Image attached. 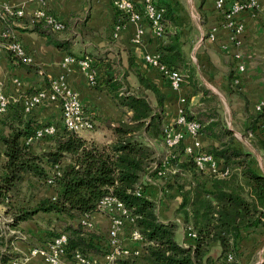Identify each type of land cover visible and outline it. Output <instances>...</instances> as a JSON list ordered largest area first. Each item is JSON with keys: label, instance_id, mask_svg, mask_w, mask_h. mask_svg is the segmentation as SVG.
<instances>
[{"label": "trees", "instance_id": "trees-1", "mask_svg": "<svg viewBox=\"0 0 264 264\" xmlns=\"http://www.w3.org/2000/svg\"><path fill=\"white\" fill-rule=\"evenodd\" d=\"M150 1L161 10L163 31L156 38L155 51L159 61L169 70L178 71L192 88L183 104V116L198 124L199 135L216 140V145L201 151L217 159L221 171H228L229 176L212 178L201 172L195 155L186 153L183 138L173 148L166 147L165 94L128 48L111 41L112 48L104 52L78 55L74 52L77 34L72 20L62 21V27L55 29L35 14L24 17L15 11H0L2 33L35 32L76 61L91 58L90 68L102 69L100 76L95 74L93 86H104L122 113L116 121L91 116L94 130L104 128L109 132L106 141L87 139L59 127L54 135L44 137L48 148L35 152L24 140L49 123H41L25 111L23 99L10 103L7 113L0 116V216L7 218L0 229V264L22 257L13 249L18 236L10 232L19 231L20 223L44 214H53L62 222L59 232L47 233L44 245L64 234L68 261L78 253L99 264L109 252L108 236L83 228L81 220L99 213L102 200L110 197L120 201L128 212L122 226L127 236L133 229L142 238L126 246L121 243L130 253L110 264H239L241 243L248 232L264 226V175L254 169V155L229 128L222 99L202 82L190 56L192 41L183 37L178 26L177 2ZM116 14L125 24L127 15L119 10ZM79 30L90 35L83 25ZM10 41L11 37L0 36V50L26 70L37 71L32 62L24 61L9 48ZM51 83L47 78L46 87L51 88ZM191 96L196 97L194 102ZM263 115L264 109L250 117L248 130L256 122L260 125ZM258 148L261 152L264 146ZM161 171L164 176L158 175ZM34 182H51L48 186L53 196L34 201ZM153 183L163 193L178 194L180 203L174 215L181 218L180 223L160 218L158 202L147 193ZM180 228L194 235L193 244L185 246L177 241ZM214 247L219 250L217 256L212 255Z\"/></svg>", "mask_w": 264, "mask_h": 264}, {"label": "crops", "instance_id": "crops-1", "mask_svg": "<svg viewBox=\"0 0 264 264\" xmlns=\"http://www.w3.org/2000/svg\"><path fill=\"white\" fill-rule=\"evenodd\" d=\"M134 1L138 4L142 3V0ZM190 3L196 12V19L195 15L193 16L197 33V42L194 41L191 57L198 68L200 78L209 89L224 100V112L229 128L233 130L244 149L254 155V160H260L261 172L264 175V148L260 149L261 152L258 151V147L264 146V129L256 122L253 129L248 130L251 125L250 117L258 115L256 105L264 103V28L262 27L264 0H257V6L253 10L234 15V20L243 22L245 28L243 33L234 40H231L232 30L226 26L224 20V13L229 8L231 0H226L224 9L216 7V0H190ZM198 6L201 8L198 9ZM16 9H22L24 17L45 10L62 21L72 20L77 34L74 52L78 55L85 51L104 52L112 48L111 41L128 48L136 55L146 75L153 79L165 94V124H175L182 100L192 93V88L186 83L179 90L171 88L167 80L156 69L146 64L144 55L155 53L158 42L146 21L125 23L114 39L111 32L117 14L110 0H0V11ZM179 20L178 14V26ZM81 25L90 31V35H83L82 31H78ZM139 27L142 28V34L139 41L135 42L134 37ZM213 27L216 28L215 41L208 38V33ZM179 28L183 37L189 38L193 43L194 31L192 30L190 34L183 27ZM1 34L2 23L0 22V36ZM13 35L21 43L25 52L32 56V63L38 69L28 71L9 59L4 50H0V84L3 85L8 96L18 100L23 99L28 93L47 88L48 78L51 82L60 81L63 88L75 93L90 116L102 119V121H116L122 117L121 111L107 89L104 86L96 88L90 85L86 69L76 60L66 62L65 51L48 44L44 36L35 32L14 30ZM239 50L243 54L242 61L245 67L241 73L237 72L232 58V53ZM94 73L100 76L102 69L97 67ZM236 77L239 78L238 82H235ZM195 99V96L190 97L191 102ZM31 114L41 123L58 125L60 123L61 112L58 102L44 101L34 108ZM79 134L87 139L103 142L108 139L109 132L104 128H99L82 131ZM194 139L186 131L183 132L185 146H191ZM196 139L204 151L217 143L216 140L204 135H198ZM30 146L33 151L40 152L48 148V140L47 138L39 139L33 141ZM0 147L3 149L1 142ZM158 184L153 183L147 189V193L158 202L160 218L163 221L176 219L180 223L181 218L174 215L180 203V197L173 191L163 193ZM47 187L45 197L53 196V191L49 189V186ZM50 217L58 219L53 214H50ZM90 219L94 230L108 235L110 220L106 215L95 213ZM18 229L25 240L16 241L13 244L15 253L27 255L32 248L44 245L47 229L42 228L38 220L22 222ZM127 234L126 228L119 233L120 242L124 246L130 243ZM176 239L185 246L194 243L183 228L178 230ZM212 252V255L217 256L219 250L214 247ZM241 254L239 264H264V226L261 225L248 232L241 243ZM28 264L43 263L37 258H32Z\"/></svg>", "mask_w": 264, "mask_h": 264}, {"label": "built area", "instance_id": "built-area-1", "mask_svg": "<svg viewBox=\"0 0 264 264\" xmlns=\"http://www.w3.org/2000/svg\"><path fill=\"white\" fill-rule=\"evenodd\" d=\"M32 1V0H31ZM43 1V0H38ZM111 5L115 10L122 11L127 15V22H140L146 21L155 38H159L163 31V26L161 23V10L154 7L150 0H142L141 4H138L134 0H110ZM226 0H216V7L219 9H224ZM257 6V0H232L229 8L224 13V20L226 21V26L232 30L231 40L236 39V37L243 33L244 24L241 21H235L234 15L239 12L253 10ZM19 16H23L22 9L14 10ZM13 12V11H9ZM38 17H44L48 23H51L55 29L62 27V20L58 19L53 14L46 12L45 10H40L35 13ZM125 24L122 23V19L116 18L112 26L111 36L116 38L119 31ZM262 27L264 28V21L262 22ZM142 34V28L139 27L137 33L134 37V41L138 42L140 35ZM1 37L9 38L11 41L9 48L12 49L18 56L22 57L24 61L31 63L32 56L25 52V49L21 43L15 38L14 35H9L7 33H2ZM208 38L211 41L216 40V28L213 27L209 33ZM243 54L239 51H234L232 53V58L234 60L235 68L237 72L241 73L244 71V63L242 61ZM73 58L69 56L65 57V61H73ZM91 58L85 57L84 59L78 61L84 69L87 71V78L90 85H94L95 73L90 68ZM144 61L150 67L156 69L168 82V85L179 90L185 83L181 74L176 70H169L164 64L160 63L158 54L146 53L144 55ZM239 78H235V82H238ZM16 98L8 96L0 84V116L7 113L10 103L15 101ZM44 101L48 102H58L60 106V123L58 124H45L35 130V134L32 137L25 138V145H31L33 141L42 139L54 135L59 127H63L67 130L80 133L82 131H90L94 127V122L91 120V116L84 110L79 98L73 92L68 89L63 88V84L60 81H53L51 83V88L38 89L35 92L28 93L23 98V107L25 111L31 112L38 105ZM179 109L178 117L175 124L166 125L165 128V143L167 148H173L177 143L183 138V132L186 131L189 135L194 137V141L191 146H186L187 154H194L195 163L197 168L203 172L206 176L212 178H226L229 176L228 171H221L220 162L215 159L212 155L201 151L200 143L196 139L198 134V124L193 121H186L183 116V104ZM256 111L258 113L262 112L264 109V103H258L256 105ZM260 126L264 129V115L261 119ZM164 171L158 173L159 176H164ZM48 185H52L51 182ZM99 214H105L110 220V228L108 230V243L109 252L104 258L100 259L99 264H110L117 258H125L130 250L121 245L119 239V233L122 229L124 219H127L128 212L125 210L123 204L115 198H105L100 204ZM0 222L2 227L7 222L0 216ZM81 225L85 229H94L93 223L90 217L85 216L81 220ZM11 234H16L18 240H25V237L19 233V231H11ZM190 238H194L193 234L188 233ZM131 242H140L142 240L140 234L131 229L128 237ZM66 246L67 238L64 234H59L52 241L46 243L41 247L32 248L29 250L27 255H22L21 258L11 260L9 264H28L32 258H37L41 260L43 264H94L88 259L84 258L82 255L75 253L73 261H68L66 259ZM134 254H138L135 251Z\"/></svg>", "mask_w": 264, "mask_h": 264}, {"label": "rangeland", "instance_id": "rangeland-1", "mask_svg": "<svg viewBox=\"0 0 264 264\" xmlns=\"http://www.w3.org/2000/svg\"><path fill=\"white\" fill-rule=\"evenodd\" d=\"M175 2H177L175 4L176 9L178 10V14H179V27H183L184 29L188 30V32L190 34H192V30L194 31L193 33V43H192V47L189 50L190 51V56H191V52L193 51V44L194 41L195 43L197 42L196 37H197V33H196V26H195V20H194V16L195 15V19H196V12H195V8L194 6L191 5L190 0H175ZM180 7V8H179ZM1 11H6V10H1ZM9 12V11H8ZM192 59V57H191ZM193 61V59H192ZM194 62V61H193ZM43 89V88H41ZM219 96V95H218ZM220 97V96H219ZM224 101V100H222ZM224 103V102H223ZM224 107H225V103H224ZM228 110V109H227ZM94 130V128L92 129ZM90 130V131H92ZM0 160H2V149L0 147ZM260 160L259 161H255L254 159L252 160V165L254 167V169H256L257 171L261 172L262 168L260 166ZM262 173V172H261ZM36 186V192H33V194L35 195L33 200L34 201H39L41 199L47 198L45 197V194L48 190V185H41V184H37V183H33ZM49 189H51L53 191L52 188L49 187ZM44 215H40L38 218H36V220H38L40 222V225L42 226V228L47 229V233L48 232H52L53 230H58L57 232H59L58 227H61V221L60 219H56L55 217H50L49 216H45ZM48 215V214H47ZM3 218V217H2ZM7 219V218H4ZM2 224L0 226V229H2ZM22 234V233H20ZM20 241V240H18Z\"/></svg>", "mask_w": 264, "mask_h": 264}]
</instances>
